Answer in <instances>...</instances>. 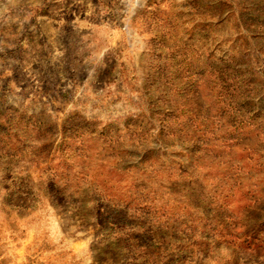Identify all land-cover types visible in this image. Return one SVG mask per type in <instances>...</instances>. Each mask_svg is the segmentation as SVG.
Here are the masks:
<instances>
[{
    "label": "rangeland",
    "instance_id": "rangeland-1",
    "mask_svg": "<svg viewBox=\"0 0 264 264\" xmlns=\"http://www.w3.org/2000/svg\"><path fill=\"white\" fill-rule=\"evenodd\" d=\"M259 225L264 0H0V264H264Z\"/></svg>",
    "mask_w": 264,
    "mask_h": 264
},
{
    "label": "trees",
    "instance_id": "trees-1",
    "mask_svg": "<svg viewBox=\"0 0 264 264\" xmlns=\"http://www.w3.org/2000/svg\"><path fill=\"white\" fill-rule=\"evenodd\" d=\"M245 228V226H242ZM242 228H238V231L240 232ZM251 235L255 236H250L245 232H240L238 239L242 240V244L246 246H250L251 248H256L259 245L264 244V238H260L261 235H264V229L261 228V225H259L258 229L251 233Z\"/></svg>",
    "mask_w": 264,
    "mask_h": 264
}]
</instances>
